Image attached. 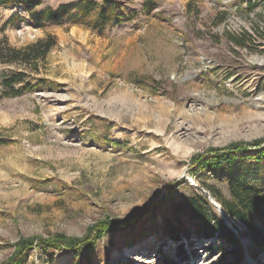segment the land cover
<instances>
[{"label": "rangeland", "instance_id": "rangeland-1", "mask_svg": "<svg viewBox=\"0 0 264 264\" xmlns=\"http://www.w3.org/2000/svg\"><path fill=\"white\" fill-rule=\"evenodd\" d=\"M77 1L43 0L42 9ZM120 1L134 20L103 33L67 22L36 28L22 8L0 7V41L18 49L49 35L57 41L27 71L43 88L0 100V264L20 246L30 248L24 264L233 260V248L217 240L176 245L156 230L164 233L171 203L196 190L231 198L221 172L229 146H247L244 157L264 147V0H154L151 15L145 0ZM13 15L24 20L9 23ZM26 69L1 65L0 73ZM215 154L217 162L196 164ZM251 163L264 190V157L242 162ZM225 218L239 238L241 225ZM106 221L80 258L72 242ZM209 245L226 251L220 261ZM241 246L242 264H264L250 239Z\"/></svg>", "mask_w": 264, "mask_h": 264}, {"label": "trees", "instance_id": "trees-1", "mask_svg": "<svg viewBox=\"0 0 264 264\" xmlns=\"http://www.w3.org/2000/svg\"><path fill=\"white\" fill-rule=\"evenodd\" d=\"M42 4L43 0H0V7L22 8L29 17L28 22L36 28H43L48 24L61 25L63 22H67L72 25L82 24L92 31L103 33L108 26L129 23L136 16L135 12H126V6L120 0H101V2L97 0H78L75 3L61 4L56 9L51 7L42 9ZM156 5L154 0H145L144 12L146 15H151ZM16 19L24 20L20 15H13L9 23ZM56 46V38L51 35L23 49L12 47L6 40L0 41V66H23L27 68L25 71L0 73V100L20 97L27 92H36L38 89L43 88V81L30 76L27 71H32L30 68L33 65L36 66L38 63L45 61L48 54ZM0 144H3V141H0ZM231 146L227 149L229 154L227 153L224 158V160H227L224 161L227 166L225 170L221 171L227 176L231 198L224 197L219 190H215L212 186L206 187L213 198L222 206L226 215L232 217L241 225V229L236 227L239 238L226 225L224 219L204 193L196 190L185 200L172 202L175 186L170 187L168 190L167 201L172 203L169 208V218L164 222V233L159 234V229H157L156 235H165L176 245L184 240L190 243L192 237H196L201 242L217 240L229 245L231 249L233 248L229 251V256H231V259L233 258L231 264H242L244 257L241 246L242 239H250L256 247L264 251V190L259 184L255 185L256 176L263 173L257 172L259 169L258 163H251L248 169L242 164L243 161H249V159L258 161L264 157V147H261V144L256 145L254 146L256 147L255 152L244 157L241 153H247V146L243 144ZM213 156V158L198 159L199 162L196 164L206 163V165H209L212 160L217 162L221 159L216 154ZM157 207L155 205V209ZM147 212L142 211L137 218L130 220L129 225L125 228L121 227L119 230L124 231L127 227L130 229ZM114 224L120 227L117 223ZM111 225L110 221L100 222L94 229V236L82 238L78 242L74 240L71 244L72 249L81 256L80 258H83L92 249L91 245L99 237L104 236L106 229ZM135 235L139 236L138 233H135ZM219 246L209 245L208 248L211 251H220V261L225 250ZM25 248L30 249L28 246ZM25 248L22 249L20 246L19 252L6 264H24L26 259ZM177 252L180 258H184L186 255L183 247L178 248ZM22 253H25L24 256H22Z\"/></svg>", "mask_w": 264, "mask_h": 264}, {"label": "water", "instance_id": "water-1", "mask_svg": "<svg viewBox=\"0 0 264 264\" xmlns=\"http://www.w3.org/2000/svg\"><path fill=\"white\" fill-rule=\"evenodd\" d=\"M212 205H214V207L216 208V210L219 212L220 216L224 219V221H226V223L228 222V220L225 218V211L222 208V206H220L213 198L210 199Z\"/></svg>", "mask_w": 264, "mask_h": 264}, {"label": "bare ground", "instance_id": "bare-ground-1", "mask_svg": "<svg viewBox=\"0 0 264 264\" xmlns=\"http://www.w3.org/2000/svg\"><path fill=\"white\" fill-rule=\"evenodd\" d=\"M260 64H263L261 61H259Z\"/></svg>", "mask_w": 264, "mask_h": 264}]
</instances>
